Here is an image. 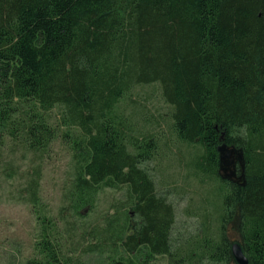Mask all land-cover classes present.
I'll return each mask as SVG.
<instances>
[{"label":"trees","instance_id":"trees-1","mask_svg":"<svg viewBox=\"0 0 264 264\" xmlns=\"http://www.w3.org/2000/svg\"><path fill=\"white\" fill-rule=\"evenodd\" d=\"M155 85L178 141L200 148L193 175L220 182L216 235L204 223L187 240L175 230L174 208L147 168L160 140L120 112L136 88ZM54 111L60 127L79 131L71 140L79 158L69 194L75 214L92 209L106 188L127 190L121 216H110L88 253L112 243L119 255L112 264H142L141 254L224 264L225 229L238 219L252 264H264V0H0V132L44 154L56 137L47 120ZM223 145L244 152L240 183L219 176ZM50 227L26 264H81L76 250L64 249L74 243Z\"/></svg>","mask_w":264,"mask_h":264},{"label":"rangeland","instance_id":"rangeland-1","mask_svg":"<svg viewBox=\"0 0 264 264\" xmlns=\"http://www.w3.org/2000/svg\"><path fill=\"white\" fill-rule=\"evenodd\" d=\"M120 112L145 136L160 140L156 158L147 168L156 181L158 194L166 196L174 208L175 230L187 240L204 223L216 235L223 214L218 196L220 182L201 183L193 175L190 162L200 148L181 143L172 132L171 109L162 99L159 86L136 88L123 100ZM59 119V111L47 115L56 137L44 154H33L13 141L7 130L0 132V264H26L36 258L44 224H50L49 234L74 243L67 242L64 249L76 250L73 256L81 264H112L119 257L112 243H107L103 253L87 250L99 244L113 215L121 216L127 190L106 188L99 192L92 209H83L81 216L75 214L69 194L79 158L71 140L79 131L60 127ZM32 182L38 192L36 205L29 200ZM238 226V219L226 226L231 242L241 237ZM98 232L95 240L94 233ZM86 234V240L80 241ZM143 255L139 257L142 264H169L166 257L155 256L148 261Z\"/></svg>","mask_w":264,"mask_h":264},{"label":"water","instance_id":"water-1","mask_svg":"<svg viewBox=\"0 0 264 264\" xmlns=\"http://www.w3.org/2000/svg\"><path fill=\"white\" fill-rule=\"evenodd\" d=\"M219 176L229 182L240 183L245 179V157L242 149L223 145L218 149ZM241 168V175L236 180V166ZM230 254L236 264H250V259L241 241H234L230 245Z\"/></svg>","mask_w":264,"mask_h":264},{"label":"flooded vegetation","instance_id":"flooded-vegetation-1","mask_svg":"<svg viewBox=\"0 0 264 264\" xmlns=\"http://www.w3.org/2000/svg\"><path fill=\"white\" fill-rule=\"evenodd\" d=\"M240 175H241V168L237 165L236 166V180L238 181V178L240 177ZM229 241H230V239H229ZM238 241H241V243H242V240H241V237H240V239L238 240ZM232 242L230 241V244H231ZM244 246V245H243ZM245 248V247H244ZM230 256V258H229V261L227 262V263H224V264H236L235 263V261L233 260V258H232V256H231V254L229 255ZM163 257H166L167 259H168V257L167 256H163ZM249 257V256H248ZM250 259V258H249ZM223 264V263H222ZM250 264H252V262H251V259H250Z\"/></svg>","mask_w":264,"mask_h":264}]
</instances>
